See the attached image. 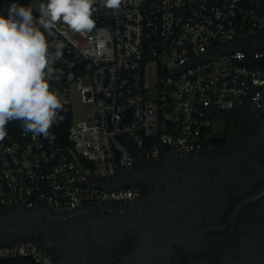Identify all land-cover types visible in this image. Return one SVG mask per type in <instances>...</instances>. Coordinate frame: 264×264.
Segmentation results:
<instances>
[{"label":"built area","instance_id":"2783aa9c","mask_svg":"<svg viewBox=\"0 0 264 264\" xmlns=\"http://www.w3.org/2000/svg\"><path fill=\"white\" fill-rule=\"evenodd\" d=\"M46 2L0 0V13L17 3L39 17ZM94 8L91 32L58 23L48 38L64 45L49 82L63 108L49 135L6 125L0 212L130 200L135 189L100 183L132 168L137 151L150 161L210 149L220 113L264 111V0H122L118 9L98 0ZM75 95L90 105V119H75ZM19 257L54 264L35 240L0 244V264Z\"/></svg>","mask_w":264,"mask_h":264},{"label":"flooded vegetation","instance_id":"af4514ba","mask_svg":"<svg viewBox=\"0 0 264 264\" xmlns=\"http://www.w3.org/2000/svg\"><path fill=\"white\" fill-rule=\"evenodd\" d=\"M218 117L224 121L213 146L199 152L216 160L209 174L191 178L193 170L181 167L177 176H127L135 197L101 209L145 210L146 219L112 229L116 240L89 231L80 250H69L73 239L63 242L75 255L64 264H83L84 255L91 264H264V111L236 108Z\"/></svg>","mask_w":264,"mask_h":264},{"label":"clouds","instance_id":"9594fccd","mask_svg":"<svg viewBox=\"0 0 264 264\" xmlns=\"http://www.w3.org/2000/svg\"><path fill=\"white\" fill-rule=\"evenodd\" d=\"M104 7L118 9L122 0H99ZM98 0H47L39 6V17L31 7L11 3L7 15L0 13V140L6 125L20 121L25 134L47 137L63 104L51 90L53 63L62 56V42L50 43L54 29L63 23L74 32L95 28L93 12ZM43 29V31L41 30ZM47 34V35H46ZM55 48L53 53L50 49Z\"/></svg>","mask_w":264,"mask_h":264},{"label":"water","instance_id":"95a60500","mask_svg":"<svg viewBox=\"0 0 264 264\" xmlns=\"http://www.w3.org/2000/svg\"><path fill=\"white\" fill-rule=\"evenodd\" d=\"M137 152L139 158L132 168L115 175L108 181L101 182L100 185L108 189L125 187L124 180L127 176H177L181 174L179 171L181 167L185 169L182 173H191L190 169H192L194 173L192 178L199 176L200 173L209 174L216 163L214 158L205 159L200 156L201 151L168 150L159 158L150 161L143 159L142 152ZM151 164L153 168H147ZM106 203L87 204L64 211L48 206L29 208L23 203L17 204L0 212V244H9L17 240H35L59 257V264H64L65 257L73 254L64 249L63 242L73 239L75 248L71 246L69 250H80L83 239L89 231L97 236L105 234V237L111 236L116 240L117 235L112 229L118 230L123 227L131 229L139 226L147 217L148 212L145 210L134 212L120 209L118 213L105 212L101 206ZM39 236H42L41 239ZM83 257V264L92 263V257L86 255ZM28 259L33 261L31 257Z\"/></svg>","mask_w":264,"mask_h":264},{"label":"rangeland","instance_id":"374dc122","mask_svg":"<svg viewBox=\"0 0 264 264\" xmlns=\"http://www.w3.org/2000/svg\"><path fill=\"white\" fill-rule=\"evenodd\" d=\"M75 111L74 116L76 120L90 119L92 114V109L89 104L83 103L80 95H75ZM224 121V119H223ZM220 117L214 119L215 128L219 127L221 122H223ZM231 125V124H230Z\"/></svg>","mask_w":264,"mask_h":264},{"label":"trees","instance_id":"16d2710c","mask_svg":"<svg viewBox=\"0 0 264 264\" xmlns=\"http://www.w3.org/2000/svg\"><path fill=\"white\" fill-rule=\"evenodd\" d=\"M34 264L32 261L26 259V258H15V259H8L4 262V264Z\"/></svg>","mask_w":264,"mask_h":264}]
</instances>
